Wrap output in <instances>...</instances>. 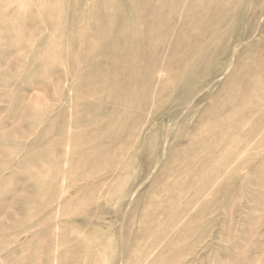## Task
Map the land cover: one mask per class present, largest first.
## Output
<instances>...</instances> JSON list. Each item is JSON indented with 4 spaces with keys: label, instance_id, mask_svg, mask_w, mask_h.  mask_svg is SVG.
I'll return each mask as SVG.
<instances>
[{
    "label": "rangeland",
    "instance_id": "374dc122",
    "mask_svg": "<svg viewBox=\"0 0 264 264\" xmlns=\"http://www.w3.org/2000/svg\"><path fill=\"white\" fill-rule=\"evenodd\" d=\"M0 264H264V0H0Z\"/></svg>",
    "mask_w": 264,
    "mask_h": 264
},
{
    "label": "bare ground",
    "instance_id": "6f19581e",
    "mask_svg": "<svg viewBox=\"0 0 264 264\" xmlns=\"http://www.w3.org/2000/svg\"><path fill=\"white\" fill-rule=\"evenodd\" d=\"M227 131V130H226Z\"/></svg>",
    "mask_w": 264,
    "mask_h": 264
}]
</instances>
